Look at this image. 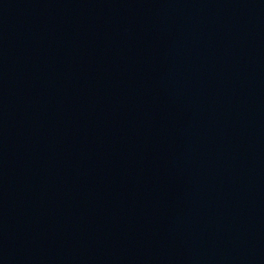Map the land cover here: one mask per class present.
<instances>
[{
    "label": "water",
    "instance_id": "obj_1",
    "mask_svg": "<svg viewBox=\"0 0 264 264\" xmlns=\"http://www.w3.org/2000/svg\"><path fill=\"white\" fill-rule=\"evenodd\" d=\"M0 264H264V0H0Z\"/></svg>",
    "mask_w": 264,
    "mask_h": 264
}]
</instances>
